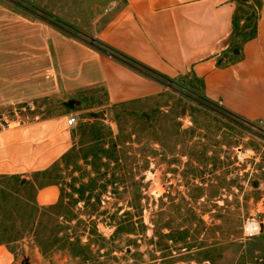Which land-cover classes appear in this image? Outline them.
I'll return each instance as SVG.
<instances>
[{
    "label": "rangeland",
    "instance_id": "rangeland-1",
    "mask_svg": "<svg viewBox=\"0 0 264 264\" xmlns=\"http://www.w3.org/2000/svg\"><path fill=\"white\" fill-rule=\"evenodd\" d=\"M72 5L0 0V37L19 43L36 17L60 24L54 11L69 21ZM181 81L114 105L102 86L0 99V128L77 118L71 149L35 183L0 177V244L14 264H264V229L244 234L249 218L264 224V131L205 100L198 80ZM36 183L60 185L58 203L37 207Z\"/></svg>",
    "mask_w": 264,
    "mask_h": 264
},
{
    "label": "crops",
    "instance_id": "crops-1",
    "mask_svg": "<svg viewBox=\"0 0 264 264\" xmlns=\"http://www.w3.org/2000/svg\"><path fill=\"white\" fill-rule=\"evenodd\" d=\"M236 1L79 0V12L69 7L76 11L72 21L56 11L60 24L26 20L19 43L9 45L5 32L0 37V99L23 101L102 86L108 105H114L161 94L166 84L183 86L181 80L192 78L202 82L204 99L264 131V0L256 36L246 41L232 37ZM46 32L52 34L48 47L41 42ZM100 43L161 78L114 59ZM71 116L0 128V177L35 183V176L48 172L73 145L77 123L68 124ZM35 186L37 207L58 203L60 185ZM13 261L0 244V264Z\"/></svg>",
    "mask_w": 264,
    "mask_h": 264
},
{
    "label": "trees",
    "instance_id": "trees-1",
    "mask_svg": "<svg viewBox=\"0 0 264 264\" xmlns=\"http://www.w3.org/2000/svg\"><path fill=\"white\" fill-rule=\"evenodd\" d=\"M262 0H237L236 1V10L233 19V34L232 37L234 39L237 36H241V41H246L256 36V26H257V19L259 16V11L261 8ZM250 11V13H249ZM57 20L56 18H54ZM243 24L241 25V23ZM252 25V30L249 33L245 32V29ZM239 44L236 43V47ZM98 47L105 52L106 54L110 55L114 59L138 70L142 73L151 76V77H160L161 75L158 74L155 70L150 67L143 65L142 63L138 62L137 60L103 44H98ZM202 85V82L199 81ZM203 97V96H202ZM206 100V99H205Z\"/></svg>",
    "mask_w": 264,
    "mask_h": 264
},
{
    "label": "built area",
    "instance_id": "built-area-1",
    "mask_svg": "<svg viewBox=\"0 0 264 264\" xmlns=\"http://www.w3.org/2000/svg\"><path fill=\"white\" fill-rule=\"evenodd\" d=\"M77 123V118L75 116H71L68 120L69 125H74ZM261 225H264L261 220H257L256 218H249L244 224V234L248 237H253L258 235L261 231Z\"/></svg>",
    "mask_w": 264,
    "mask_h": 264
},
{
    "label": "water",
    "instance_id": "water-1",
    "mask_svg": "<svg viewBox=\"0 0 264 264\" xmlns=\"http://www.w3.org/2000/svg\"><path fill=\"white\" fill-rule=\"evenodd\" d=\"M235 52H237V49L235 50ZM99 116H103V114L99 113ZM264 229V225H261V231Z\"/></svg>",
    "mask_w": 264,
    "mask_h": 264
}]
</instances>
